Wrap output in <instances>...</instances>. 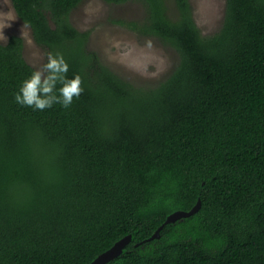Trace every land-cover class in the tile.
<instances>
[{
  "label": "trees",
  "instance_id": "1",
  "mask_svg": "<svg viewBox=\"0 0 264 264\" xmlns=\"http://www.w3.org/2000/svg\"><path fill=\"white\" fill-rule=\"evenodd\" d=\"M10 1L82 92L68 108L17 104L34 70L19 37L0 45V264H91L128 236L109 264H264V0H226L209 38L188 0L176 20L163 0H102L142 2L144 33L178 53L150 90L88 49L69 22L82 0Z\"/></svg>",
  "mask_w": 264,
  "mask_h": 264
},
{
  "label": "rangeland",
  "instance_id": "2",
  "mask_svg": "<svg viewBox=\"0 0 264 264\" xmlns=\"http://www.w3.org/2000/svg\"><path fill=\"white\" fill-rule=\"evenodd\" d=\"M163 1L167 17L176 20L174 1ZM188 1L201 35H216L224 22L226 0ZM0 17L6 18L0 28V45H7L10 37H19L23 41L24 61L33 70L40 69L47 62V53L35 43L31 30L19 20L10 0H0ZM147 18L146 6L140 1L114 5L102 0H82L71 12L69 22L76 30L89 33L88 49L112 73L136 88L150 90L173 73L179 55L144 33Z\"/></svg>",
  "mask_w": 264,
  "mask_h": 264
},
{
  "label": "clouds",
  "instance_id": "3",
  "mask_svg": "<svg viewBox=\"0 0 264 264\" xmlns=\"http://www.w3.org/2000/svg\"><path fill=\"white\" fill-rule=\"evenodd\" d=\"M6 18L0 17V28L4 26ZM3 36H0L2 39ZM69 65L60 53L49 52L47 63L38 70H34L19 87L14 99L21 106L33 110H45L54 104L63 108L71 106L73 99L82 92L79 75L69 79L67 73ZM59 85V87H57Z\"/></svg>",
  "mask_w": 264,
  "mask_h": 264
},
{
  "label": "water",
  "instance_id": "4",
  "mask_svg": "<svg viewBox=\"0 0 264 264\" xmlns=\"http://www.w3.org/2000/svg\"><path fill=\"white\" fill-rule=\"evenodd\" d=\"M200 209V202L189 212H175L168 216L165 223L155 232V234L149 239V241L158 240L160 238V232L164 228V226L169 224H174L178 220L186 219L190 216L196 214ZM131 242V237H125L116 244L108 251L104 252L100 256H98L91 264H109L116 260L119 256L122 255L126 246ZM138 246V245H136Z\"/></svg>",
  "mask_w": 264,
  "mask_h": 264
}]
</instances>
